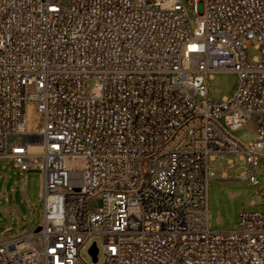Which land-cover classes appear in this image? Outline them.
Masks as SVG:
<instances>
[{"label": "built area", "instance_id": "obj_1", "mask_svg": "<svg viewBox=\"0 0 264 264\" xmlns=\"http://www.w3.org/2000/svg\"><path fill=\"white\" fill-rule=\"evenodd\" d=\"M191 1L194 29L184 0H0V159L39 171L44 202L0 264H88L96 237L104 264H264V212L212 231L209 211L214 161L258 184L264 0ZM249 121L245 146L228 131Z\"/></svg>", "mask_w": 264, "mask_h": 264}, {"label": "rangeland", "instance_id": "obj_2", "mask_svg": "<svg viewBox=\"0 0 264 264\" xmlns=\"http://www.w3.org/2000/svg\"><path fill=\"white\" fill-rule=\"evenodd\" d=\"M64 5L68 0H62ZM184 8L192 29L195 28V8L191 0H184ZM260 57L255 43L247 49V58L251 61ZM238 83V74L217 73L207 84L208 96L218 102L232 98ZM229 134L245 146L253 143L257 135L253 123L248 122ZM264 157L256 167L257 185L241 181L245 165L234 159L233 167H227L219 160L211 163L215 177L212 178L209 191L210 229L228 231L239 223L242 212H264ZM226 174L227 179L222 178ZM24 187L28 188L30 200L25 197ZM6 189V198L0 200V241L21 236L36 230L43 220V182L39 171L20 172L13 163L0 161V194ZM15 209V210H14ZM10 210V211H9ZM99 248L98 262L94 263L88 249L84 252L88 264H104L103 241L96 237L93 240Z\"/></svg>", "mask_w": 264, "mask_h": 264}, {"label": "crops", "instance_id": "obj_3", "mask_svg": "<svg viewBox=\"0 0 264 264\" xmlns=\"http://www.w3.org/2000/svg\"><path fill=\"white\" fill-rule=\"evenodd\" d=\"M0 161H1V162H7V163H9V164L11 163V162H9V161H7V160H4V159H0ZM14 167H15V166H14ZM15 168H16V167H15ZM17 169H18V168H17ZM18 170H19V169H18ZM19 171H20V170H19ZM20 172H22V171H20ZM6 189H7V188H5V189H4V192H3L2 194H0V200L6 198V196H7V195H6ZM23 189L25 190V193H26V194H25L26 200L29 201V200H30L29 190H28V188H26V187H24ZM14 210H15V209H14ZM9 211H10V210H9ZM33 231H34V230H32V231H28V232H26V233H24V234H22V235H28V234L32 233ZM22 235H21V236H22Z\"/></svg>", "mask_w": 264, "mask_h": 264}, {"label": "water", "instance_id": "obj_4", "mask_svg": "<svg viewBox=\"0 0 264 264\" xmlns=\"http://www.w3.org/2000/svg\"><path fill=\"white\" fill-rule=\"evenodd\" d=\"M264 165V164H263ZM40 230V227L37 228V231ZM90 255L92 256V260L94 263L98 262V248L96 246V244L94 243L92 248L90 249Z\"/></svg>", "mask_w": 264, "mask_h": 264}]
</instances>
